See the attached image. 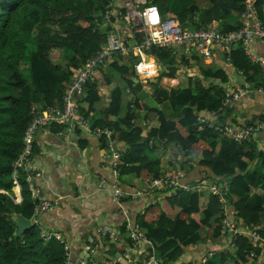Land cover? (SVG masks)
Returning a JSON list of instances; mask_svg holds the SVG:
<instances>
[{"label":"trees","instance_id":"trees-1","mask_svg":"<svg viewBox=\"0 0 264 264\" xmlns=\"http://www.w3.org/2000/svg\"><path fill=\"white\" fill-rule=\"evenodd\" d=\"M209 1L213 5L219 0ZM246 1L224 0L221 20L224 31L241 27ZM147 2L185 27L201 28L213 22V16L208 14L204 26L197 24L202 10L195 0ZM122 7V0H0V264H67L64 244L56 239L45 242L41 238V217L40 226L33 225L15 239L16 216L22 215L31 221L38 200H33L21 174L22 202H15L13 164L23 151L32 107L61 105L74 74L107 40L112 29L105 20L107 12L114 20L112 14ZM256 7L261 20L264 0H256ZM233 12H237L241 20L236 28L226 22ZM55 52L62 56L64 64L54 61ZM149 54L162 68L159 77L148 83L157 107L145 111L140 96L146 92L142 84L135 83L133 64L137 59L130 56L118 58L106 65L109 68L104 66L99 70L85 88L81 112L91 120L93 127L113 132L115 148L125 147L120 178L140 179L143 189L153 178L170 173L173 163L170 159L162 162V158L168 150L179 148L184 164L206 171L200 182L189 184L207 188L217 185L219 195L208 191L178 190L174 195L151 192L159 194L157 203L142 209L136 223L153 245L160 264H264V243L254 242L249 235L239 236L234 240L235 248L218 250L213 259H206L204 263L183 261L188 249L227 238L223 224L225 207L233 224L254 229L264 239V152L257 154V148L250 141L238 144L199 120L201 114L222 108L227 92L225 86L229 82L225 71L212 67L201 70L204 79L211 81L207 85L181 75L191 64L189 58L175 56L172 49L152 48ZM231 59L232 66L247 82L255 88H264L262 68L251 61L241 46L232 49ZM193 60L200 64L199 57ZM114 77L121 83L112 88L108 105L98 109L103 101L99 85L103 89L112 87ZM165 78H178L180 85L167 89L163 85ZM126 88L132 92L133 99L124 109ZM226 108L219 114V121L230 119ZM151 114H156V118L149 117ZM150 118L157 126L148 129L142 120ZM231 122H234L232 118ZM59 128L54 127V130ZM75 132L81 133L78 129ZM162 146L164 150L160 151ZM15 190L19 192L18 188ZM135 190L137 186L132 187V191ZM96 243V239H92L88 245L93 248ZM125 244L134 245L127 235L126 224L120 228L118 243L113 244L108 237L103 239L102 249L92 256L90 264H105L108 258H119ZM251 253H255L256 258H252ZM125 263L123 260L119 264Z\"/></svg>","mask_w":264,"mask_h":264},{"label":"built area","instance_id":"built-area-1","mask_svg":"<svg viewBox=\"0 0 264 264\" xmlns=\"http://www.w3.org/2000/svg\"><path fill=\"white\" fill-rule=\"evenodd\" d=\"M122 4L123 7L112 14L114 20L107 12L105 20L112 27L107 35V40L98 53L88 59L83 67L74 74L65 90L61 105L43 107L37 104L32 107L31 123L24 134L23 151L13 164V176L15 188L21 190L19 178L23 174L33 200H38L31 219L33 225H39L40 217L51 212L57 206L56 202L41 200L39 182L42 179V174L34 163L37 156L35 149L38 133L41 131L51 133L54 127H60L56 132L60 138H69L73 136L75 129H78L85 134L96 137L104 146H107L109 150L107 162L113 174V181L102 178L98 184V189L110 190L114 196V201L121 208L127 201H138L146 195L153 194L151 192L174 195L178 190L198 193L208 191L209 194L219 195L217 185L207 188L206 185L194 187L186 183L183 172L153 178L143 189L134 193L125 192L117 183L120 178L119 168L123 163L124 152L114 147L113 132L110 129L93 127L91 120L81 112V99L84 97L85 88L90 82H93L100 69L118 58L130 56L137 59L134 66L136 79L143 85L144 90L147 89L148 83L160 75L159 63L149 54L152 48L172 49L175 56H185L191 60L193 57L199 56L204 61L222 59L225 63L232 64L231 51L234 47L241 46L251 61L258 63L259 60L252 54L251 47L255 42H264V22L259 18L256 2L254 0L246 1L244 12L241 15L242 25L235 31H224L217 23L201 28L185 27L177 19L164 16L157 6L150 5L147 0H122ZM152 9H155L157 15L155 22L151 19L152 12L150 10ZM179 84L178 78H165L163 80V85L170 89L179 86ZM253 92L264 95V88L255 89L251 83L247 82L239 90L226 92L222 108L213 113H208L214 119L209 120L200 116V122L207 124L210 129L221 132L238 144L254 139L261 132L263 126L247 124L246 126L233 127L231 123L221 126L216 122L225 107L240 103L242 99ZM143 121L148 129L157 126L154 120L144 119ZM163 150L162 146L160 151ZM220 197L226 205L225 200L222 196ZM15 202L20 204L22 197L16 198ZM225 212L223 224L224 233L227 235L226 247L235 248L234 240L241 235L252 236L254 242L264 243V239L254 229L241 228L233 224L229 219L226 207ZM40 230L41 238L45 242L56 239L64 244L67 264L91 263V258L97 251L96 247L90 249L91 256L89 259L75 260L72 258L71 246L58 234L47 231L42 226H40ZM126 231L134 246L140 247L144 244L147 246L146 249L134 258L130 256L131 249L123 248L122 256L113 258L106 264H119L123 260L126 261L125 264H132L133 261L134 264H160L156 258L153 245L147 240L139 225L132 222L129 216L126 218ZM98 232L103 238H110L112 243H118V232L114 227H100ZM250 255L252 258H256L255 253ZM202 262H206V259H203Z\"/></svg>","mask_w":264,"mask_h":264},{"label":"crops","instance_id":"crops-1","mask_svg":"<svg viewBox=\"0 0 264 264\" xmlns=\"http://www.w3.org/2000/svg\"><path fill=\"white\" fill-rule=\"evenodd\" d=\"M254 1L256 2V0ZM197 2L199 5H196L202 11L212 6L209 0H197ZM221 20L217 23L213 18L211 24L217 23L221 27ZM240 21V15L237 12H233L227 18L226 22L236 28L240 25ZM261 21L264 22V9L263 19H261ZM251 51L259 60L256 64L260 65L262 68V77H264V42H255L251 47ZM194 58L195 57H193L192 60L190 59L191 64L182 71V75L186 74L193 79L196 78L197 81H204L209 85L211 81L204 79L201 70L212 67L226 72L229 78V82L225 86L227 92L239 90L247 83L246 77L241 72L236 71L232 64L225 63L222 59L204 61L200 58V64H197V62L193 60ZM213 83L219 84L218 81H213ZM119 84L120 79L117 78V80H114L112 87L108 89H103L102 86L99 85L101 96L103 95V101L101 105L97 106L98 109L105 108L108 105L112 88ZM251 85L255 88L253 84ZM165 87L170 89L167 86ZM125 92L126 99L123 105L124 109L126 108V103L133 99L132 92L129 88H126ZM142 95L140 98L145 105V111L148 112L150 108L154 107H151ZM227 113H229L230 119L227 118V121L224 119L223 122L217 119V124L224 125L230 122L233 127H240L246 126L248 122L256 118L253 124H259L263 126V128L254 138L255 148H257L259 152H264V95L253 92L248 97L242 99L240 103L228 106ZM200 116L206 117L209 120L214 119L211 115H208L207 112ZM142 117H145V114H142ZM149 117L154 119L156 118V114H151ZM231 118L234 122H231ZM56 132L57 131L53 129L51 133L41 131L37 135V156L34 163L42 174V179L39 182L41 200L57 203V206L51 212L41 216L42 227L47 231L58 234L71 246L73 259H89L91 256V248L88 244L92 242V239H96L97 242L95 245L97 248L96 252L103 247L102 242L104 238L98 232L100 227H114L119 237L120 228L126 224V218L129 216L131 221L136 223L135 220L137 215L143 211L142 209L149 206V204L155 205L159 194L153 193L149 195L148 198L145 196L138 201H127L123 208L119 207L114 201V196L110 190L98 189V184L102 178L111 182L113 181V174L107 162V155L109 154L107 146H104L96 137L83 132L80 134L74 132L73 136L69 138H60L56 135ZM119 149L123 151L125 147L122 146L121 148L119 147ZM169 159L173 163V167L170 173L167 174L171 175L183 172L185 174L184 181L186 183L200 182V179L206 173L205 170H201L193 165L191 166V164H184L185 158L179 148L168 150L163 156L162 162ZM182 168H184V170ZM117 183L127 193H134L142 187L141 180L134 177L119 178ZM134 186H137V190L132 191V187ZM15 189L16 188H14L15 197H22L21 190L17 193ZM138 207L139 209H137ZM219 241L223 243L222 249L227 246L226 237H222ZM146 247L147 246H144V244L140 247L127 244L123 246L124 249H131L130 256L134 258L138 257L139 253L144 251ZM219 249V243L209 241L201 246L188 249L183 261L199 263L203 259L208 260L210 256L209 253L214 256ZM111 259L112 258H108L104 263L106 264ZM261 259L262 257L258 263H260ZM95 264H97V262ZM132 264H134V261Z\"/></svg>","mask_w":264,"mask_h":264},{"label":"water","instance_id":"water-1","mask_svg":"<svg viewBox=\"0 0 264 264\" xmlns=\"http://www.w3.org/2000/svg\"><path fill=\"white\" fill-rule=\"evenodd\" d=\"M224 6V0H219L218 2L214 3L211 7L203 10L199 13L197 16V24L199 26H203L205 24V20L208 14H212L215 22L219 23L221 20V13ZM136 83H139L137 79H135ZM228 111V107L226 108L225 112ZM256 118H253L251 122H248V124L255 123ZM250 143L253 147H255V141L254 139L250 140ZM259 153V150H257V154ZM223 187V184L220 185V188ZM241 223H243V220H241ZM16 227H17V233L15 235V239L20 238L25 234L26 231L30 230L33 227V224L30 220L26 219L22 215L16 216Z\"/></svg>","mask_w":264,"mask_h":264},{"label":"rangeland","instance_id":"rangeland-1","mask_svg":"<svg viewBox=\"0 0 264 264\" xmlns=\"http://www.w3.org/2000/svg\"><path fill=\"white\" fill-rule=\"evenodd\" d=\"M195 3L197 4V5H199L198 4V2H197V0H195ZM119 11V10H118ZM197 57H199V56H197ZM62 59V56L61 55H59L57 52H55L54 53V61L55 62H58V63H62V64H64L65 63V61L64 60H61ZM136 62L137 61H135L134 62V64H133V66H135V64H136ZM133 66H132V68H133ZM107 68H109V66H106V69ZM161 66H160V72H161ZM110 69H108V71H109ZM134 70H135V68H134ZM110 72V71H109ZM186 75V74H185ZM117 76V75H116ZM115 76V77H116ZM115 77H114V79H115ZM117 80V79H116ZM120 83H121V81H120ZM146 88V87H145ZM104 89H106V88H104ZM145 92H146V95H142L143 96V98L146 100V102L151 106V107H155V106H158V104H157V102H156V100L154 99V97L152 96V93H153V89L151 88V87H149V86H147V89H145ZM162 108L164 107V105H162L161 106ZM170 111H172L171 109H169V113H170ZM175 120H178L177 118H175ZM217 243H219V247H220V249H222V242L221 241H219V242H217ZM219 249V250H220ZM221 251V250H220ZM209 258L210 259H213L214 257H215V255L213 256V255H211V253H209Z\"/></svg>","mask_w":264,"mask_h":264},{"label":"clouds","instance_id":"clouds-1","mask_svg":"<svg viewBox=\"0 0 264 264\" xmlns=\"http://www.w3.org/2000/svg\"><path fill=\"white\" fill-rule=\"evenodd\" d=\"M150 11L152 12L151 19L153 22H155L157 20V15H156L155 9H152Z\"/></svg>","mask_w":264,"mask_h":264}]
</instances>
